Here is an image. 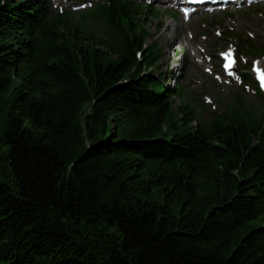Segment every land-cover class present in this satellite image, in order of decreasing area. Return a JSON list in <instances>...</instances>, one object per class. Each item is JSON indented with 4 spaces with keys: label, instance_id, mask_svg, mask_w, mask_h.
<instances>
[{
    "label": "trees",
    "instance_id": "1",
    "mask_svg": "<svg viewBox=\"0 0 264 264\" xmlns=\"http://www.w3.org/2000/svg\"><path fill=\"white\" fill-rule=\"evenodd\" d=\"M46 9L0 0V264H264L263 113L193 126L150 6Z\"/></svg>",
    "mask_w": 264,
    "mask_h": 264
},
{
    "label": "rangeland",
    "instance_id": "2",
    "mask_svg": "<svg viewBox=\"0 0 264 264\" xmlns=\"http://www.w3.org/2000/svg\"><path fill=\"white\" fill-rule=\"evenodd\" d=\"M153 8L157 10L156 12L159 14V17L157 20L155 18L151 19L152 24H147V27L149 28L150 35L156 39L158 46L162 49L163 54L161 60L157 63L158 67L152 69L154 75L156 76V74L161 71L165 75L162 78L163 81L174 85L173 81L170 82L175 79V76L171 77L170 75L173 69V75H177V83L184 87L183 95L194 104H199V95L202 92H208L215 97V93L221 92L222 90L216 89L211 80L202 74L201 68L191 61L186 50L182 49V51H180L183 47L182 40L185 36V32L187 33V29L192 30V23L185 24L179 17L172 18L170 16L172 11L165 9V7H160L159 3L154 5ZM257 11L253 13H251L250 10L240 11L235 19L238 23V29L241 32L250 30L255 34L253 40L259 43L261 35L264 36V5ZM161 21H163L162 24H164V28L161 31H157L155 23ZM194 38L195 43L203 44L198 35H194ZM167 66L168 68H166Z\"/></svg>",
    "mask_w": 264,
    "mask_h": 264
},
{
    "label": "bare ground",
    "instance_id": "3",
    "mask_svg": "<svg viewBox=\"0 0 264 264\" xmlns=\"http://www.w3.org/2000/svg\"><path fill=\"white\" fill-rule=\"evenodd\" d=\"M166 1V0H165ZM79 3H81L80 1H79ZM81 4H83V5H87L86 3H81ZM187 5H189V4H187ZM229 31V30H228ZM171 77H173V76H175V79H173V80H171L170 82H176V79H177V76L176 75H173V72H171ZM161 81V84H162V86L160 87L161 89H162V91H165L166 89H168V87H169V85H170V83H165L163 80H160Z\"/></svg>",
    "mask_w": 264,
    "mask_h": 264
},
{
    "label": "snow or ice",
    "instance_id": "4",
    "mask_svg": "<svg viewBox=\"0 0 264 264\" xmlns=\"http://www.w3.org/2000/svg\"><path fill=\"white\" fill-rule=\"evenodd\" d=\"M223 55H228V53H223ZM262 86H264V85H262Z\"/></svg>",
    "mask_w": 264,
    "mask_h": 264
}]
</instances>
